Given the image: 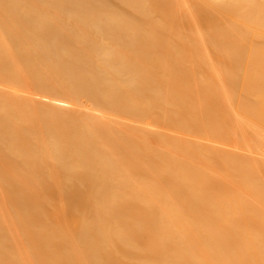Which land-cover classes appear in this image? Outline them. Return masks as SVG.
Wrapping results in <instances>:
<instances>
[{"label":"bare ground","instance_id":"1","mask_svg":"<svg viewBox=\"0 0 264 264\" xmlns=\"http://www.w3.org/2000/svg\"><path fill=\"white\" fill-rule=\"evenodd\" d=\"M0 264H264V0H0Z\"/></svg>","mask_w":264,"mask_h":264},{"label":"rangeland","instance_id":"2","mask_svg":"<svg viewBox=\"0 0 264 264\" xmlns=\"http://www.w3.org/2000/svg\"><path fill=\"white\" fill-rule=\"evenodd\" d=\"M39 98H40V96H36V99L41 100V101H43V102H45V103H46L47 101H48L49 103L53 102V101H50L49 99H44V98H42V97H41L40 99H39ZM45 100H46V101H45ZM55 104H58V103H55ZM84 106H88V105H84ZM73 107H76V106H75V105H74V106H70V108H73ZM68 108H69V107H68ZM86 108H88V107H86ZM242 153H243V152H242ZM243 154H244V153H243Z\"/></svg>","mask_w":264,"mask_h":264}]
</instances>
